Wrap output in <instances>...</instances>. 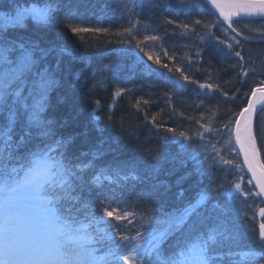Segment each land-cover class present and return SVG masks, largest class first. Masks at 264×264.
Masks as SVG:
<instances>
[{"label": "snow or ice", "instance_id": "6c2138e0", "mask_svg": "<svg viewBox=\"0 0 264 264\" xmlns=\"http://www.w3.org/2000/svg\"><path fill=\"white\" fill-rule=\"evenodd\" d=\"M204 2L219 13L216 20L207 22L196 19L189 24L165 18V24L176 25L181 38L195 34L194 26L202 25L205 35L195 34L197 40L203 42L210 37L218 45L224 46L221 51L225 55L238 57L239 63L234 67H239L238 76L242 81L249 74H257L255 67L244 66L242 42L264 40V26L250 30L256 36L244 35L233 26V18L248 17L264 21V0ZM179 5L184 7L185 0H179ZM138 6L134 0L124 11L131 17ZM187 6L191 7V4ZM59 12L58 0H39V3L32 2L28 6L16 5L14 15H0V264H137L138 258H141L139 264H216L217 259L223 258L217 249L226 242L229 251L225 255L229 257V264H257V261L264 264V223L260 224L258 238L249 244H241L238 234L231 232L223 220H218L205 231L189 225L208 199L203 191L182 208L168 212L161 209L159 217L129 211L119 214L116 208L109 210L110 205L116 203L114 197L105 196L103 200L98 197L95 200L84 198L86 185L103 189L106 183L112 185L130 177L128 174L121 176L119 166H97L94 161L102 155L99 152L92 153V159L87 162L77 157L78 162L73 163L67 155L70 138H56L52 122L44 115L49 107V94L56 85L49 67L41 66L50 50L31 41L8 39L6 35L10 26L23 27L28 18L37 26L73 18L68 13L59 15ZM213 23L227 25L222 29L227 38L211 32ZM138 25V20L130 19L128 27L111 35L119 37L123 44H131ZM67 27L77 35L85 32L110 33L108 28H84L71 23ZM125 36L131 39H124ZM161 41V35L156 34H146L142 40H136L135 48L158 66L154 69L145 64L142 71L165 76L159 70L166 69L169 75L165 78L177 83L180 88L185 86L179 83L182 79L198 84L199 89L208 93L219 91L228 97V92L223 91L218 83L195 81L180 67L175 69L179 78L175 77L173 68L162 61L160 53L144 47L145 42L160 44L163 56L168 61H174V55L163 49ZM234 47L241 50H234ZM121 51L125 55L129 53V49ZM196 55H200L199 50ZM188 59L191 63V57ZM136 63L144 62L141 59ZM259 74H264V71ZM113 80H116L115 76ZM208 80H211V72ZM105 86L104 83L92 85L93 88ZM130 91L117 84L113 95L119 97ZM166 95L171 105L173 93ZM235 95L233 93V98ZM246 95V106L221 125L230 129L225 146L237 157H242V163L221 155L220 149L211 143L192 148L190 158L195 162V170L209 177L214 175L212 169L216 165L231 166L237 173H243L246 168L250 173L248 185L254 183V191H243L239 181L228 183L233 191L245 197H261L264 196V80L256 83L250 94ZM95 103L99 105L100 102L97 100ZM148 103L147 99L137 98L133 107L140 110L141 104ZM257 105L260 107L257 108ZM179 115L183 116L184 113L180 112ZM159 116L160 113H153L149 118L145 114V120L159 129L163 127L157 122ZM215 116L216 112L212 111L207 117L204 113L198 119L187 117L189 120L195 119L199 125V129L191 135L207 140V134L216 131L213 128ZM17 125L20 126L19 131ZM165 130L172 134L164 138L165 143L178 142L184 151L191 147L189 131L175 128ZM201 156L203 159H200ZM86 173H91L87 179ZM224 187L221 184L218 190ZM105 200L109 201L107 205ZM258 212L264 218V207L259 208ZM80 213H83L82 217ZM105 217L117 222L126 221L128 225L138 217L139 227L135 235H130L119 231L121 224L112 225ZM177 234L178 238L165 250L163 245ZM117 236L119 242L115 239ZM97 243H103L105 247L98 248Z\"/></svg>", "mask_w": 264, "mask_h": 264}, {"label": "trees", "instance_id": "16d2710c", "mask_svg": "<svg viewBox=\"0 0 264 264\" xmlns=\"http://www.w3.org/2000/svg\"><path fill=\"white\" fill-rule=\"evenodd\" d=\"M32 2L39 3V0H0V15H14L16 5L28 6ZM58 2L59 15L68 13L72 19L37 26L28 18L23 27L10 26L6 35L8 39L31 41L50 50L41 66L49 67L56 85L49 94V107L44 115L45 119L52 122L56 138H70L67 155L73 163L78 162L77 157L87 162L92 159V153L99 152L102 155L94 161L97 166H119L122 169L120 175L128 174L130 177L116 184L106 183L103 189L86 185L84 198L95 200L98 197L103 200L105 196L114 197L116 203H112L109 210L116 208L119 214L129 211L159 217L161 209L168 212L182 208L203 191L208 199L192 217L190 226L205 231L218 220H223L231 232L238 234L241 244H249L258 238L260 224L264 222L258 212L259 208L264 207L263 200L236 193L228 183L239 181L243 191H254V186L248 185L249 177L245 169L243 173H237L231 166L216 165L212 169V177L200 175L190 156L192 148L211 143L220 149L221 155L241 162L240 157L225 146L230 129L222 128L221 125L239 112L247 101L246 94H250L256 83L264 80V74H259L264 71V40L242 42V50L234 47V50H241L245 58L244 66L257 70V74H249L242 81L238 76L239 67H234L239 63L238 57L225 55L221 51L224 46L218 45L210 37H206L203 42L197 40L195 34L205 35L202 25L194 26L195 34L181 38L176 25L165 24V18L189 24L196 19L207 22L216 20L218 16L204 0H185L184 7L179 5V0H135L139 6L131 17L124 9L134 0ZM130 19L138 20L139 25L132 43L123 44L119 37L111 33L128 27ZM69 23L84 28H108L110 33L85 32L77 35L67 27ZM233 26L244 35L256 36L250 30L264 26V21L237 19ZM224 27L227 25L213 23L211 32L215 36L227 38L222 31ZM146 34L161 35L163 49L174 55V61H168L163 56L160 44L145 42L144 47L160 53L162 61L173 68L175 77L179 78L175 69L180 67L195 81L218 83L223 91L228 92V97L219 91L208 93L207 90L199 89L198 84L182 79L179 83L185 86L180 88L177 83L165 78L169 75L166 69L159 70L165 76L142 71L145 64L158 68L135 48L136 40H142ZM124 39L131 38L125 36ZM122 49H129V53L122 54ZM197 50L199 56L196 55ZM188 57H191V63ZM141 59L144 63L137 65L136 61ZM93 83H104L106 86L93 88ZM117 84L131 91L114 97ZM169 92L173 93L171 105L166 95ZM233 93H236L234 98ZM137 98L147 99L149 103L141 104V109L137 110L133 107ZM97 100L99 105L95 103ZM212 111L216 112L213 125L216 131L207 134V140L192 136L191 133L199 129L195 119L201 113L207 117ZM180 112L184 115H179ZM153 113H160L157 122L163 127L157 129L145 120V114L150 118ZM189 116L195 119H187ZM232 123L234 126V121ZM19 127L17 125V131ZM166 128L189 131L191 147L184 151L178 142L165 143L164 138L172 135ZM232 143L234 145V139ZM90 174L86 173L85 179ZM221 184L225 187L218 190ZM108 203L105 200V204ZM79 215L82 217L83 213ZM105 219L112 225L121 224L119 231L130 235H135L139 227L138 217L131 225L110 217ZM178 235L169 238L163 245L165 250ZM115 239L119 242L118 236ZM96 247L105 246L97 243ZM217 251L223 258L217 259L216 264H229V257L225 255L229 251L228 243ZM140 259H137V264ZM257 264L260 262L257 261Z\"/></svg>", "mask_w": 264, "mask_h": 264}, {"label": "water", "instance_id": "95a60500", "mask_svg": "<svg viewBox=\"0 0 264 264\" xmlns=\"http://www.w3.org/2000/svg\"><path fill=\"white\" fill-rule=\"evenodd\" d=\"M210 6V5H209ZM211 7V6H210ZM212 10H214L213 8H211ZM214 12H215V10H214ZM218 16H219V13L218 12H215ZM245 18H248V17H234L233 18V21L234 20H237V19H245ZM221 20H222V18H221ZM260 106L259 105H257V108H259ZM234 139V138H233ZM240 159H241V162H242V157H240ZM245 172H246V174L248 175V177L250 178V173H247V169L245 168ZM253 186H254V183H253ZM254 188H255V186H254ZM262 200H263V202H264V196H261L260 197Z\"/></svg>", "mask_w": 264, "mask_h": 264}, {"label": "bare ground", "instance_id": "6f19581e", "mask_svg": "<svg viewBox=\"0 0 264 264\" xmlns=\"http://www.w3.org/2000/svg\"><path fill=\"white\" fill-rule=\"evenodd\" d=\"M208 5V4H207ZM209 6V5H208ZM210 7V6H209ZM211 8V7H210ZM214 11V10H213ZM217 15V14H216ZM218 16V15H217ZM245 19H254V18H245ZM246 104H247V101H246V103H245V105L244 106H246ZM243 106V107H244Z\"/></svg>", "mask_w": 264, "mask_h": 264}, {"label": "rangeland", "instance_id": "374dc122", "mask_svg": "<svg viewBox=\"0 0 264 264\" xmlns=\"http://www.w3.org/2000/svg\"><path fill=\"white\" fill-rule=\"evenodd\" d=\"M31 19V18H30ZM32 20V19H31ZM264 223V222H263Z\"/></svg>", "mask_w": 264, "mask_h": 264}]
</instances>
